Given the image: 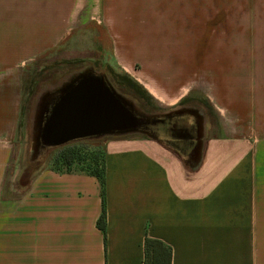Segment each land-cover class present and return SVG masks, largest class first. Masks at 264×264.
I'll return each mask as SVG.
<instances>
[{
    "label": "crops",
    "instance_id": "0c3cea01",
    "mask_svg": "<svg viewBox=\"0 0 264 264\" xmlns=\"http://www.w3.org/2000/svg\"><path fill=\"white\" fill-rule=\"evenodd\" d=\"M84 34L162 112L203 119L195 159L105 140L106 239L95 177L50 170L54 150L16 168L26 67ZM197 92L214 121L180 105ZM146 237L172 264H264V0H0V264H144Z\"/></svg>",
    "mask_w": 264,
    "mask_h": 264
},
{
    "label": "water",
    "instance_id": "95a60500",
    "mask_svg": "<svg viewBox=\"0 0 264 264\" xmlns=\"http://www.w3.org/2000/svg\"><path fill=\"white\" fill-rule=\"evenodd\" d=\"M202 131L203 119L195 110L143 113L105 74L87 69L40 97L32 121V157L75 142L140 134L195 159Z\"/></svg>",
    "mask_w": 264,
    "mask_h": 264
},
{
    "label": "trees",
    "instance_id": "16d2710c",
    "mask_svg": "<svg viewBox=\"0 0 264 264\" xmlns=\"http://www.w3.org/2000/svg\"><path fill=\"white\" fill-rule=\"evenodd\" d=\"M107 76L110 77L112 85L122 95L134 100L135 106L146 114L160 113L154 99L138 82L126 73H117L110 66L107 67ZM24 88L27 90L25 84ZM34 90L30 97L34 96ZM27 98L23 105L22 116L25 117V127L28 128L30 114L33 109L31 99ZM133 101V102H134ZM193 102L201 104L207 110L208 117L214 119L215 113L205 99L188 97L181 102V106L190 105ZM145 137L140 134H131L129 136H106L100 139L75 142L54 150L47 158V166L50 170L58 174H84L95 177L100 185V194L102 200V212L97 220V228L104 234L107 233V211H106V139L113 137ZM39 164L38 162L32 163ZM29 170V168H27ZM26 170V171H27ZM28 172V171H27ZM26 172V176H31ZM144 264H172V249L164 242L146 237L144 241Z\"/></svg>",
    "mask_w": 264,
    "mask_h": 264
},
{
    "label": "rangeland",
    "instance_id": "374dc122",
    "mask_svg": "<svg viewBox=\"0 0 264 264\" xmlns=\"http://www.w3.org/2000/svg\"><path fill=\"white\" fill-rule=\"evenodd\" d=\"M88 37L89 35L87 34L84 36L82 44L77 45V50L75 49L76 51L74 50L73 46L66 44L54 50L52 53L37 59L26 67L24 84L28 89L26 90L23 88V105L25 100L30 97V93L33 90L35 93L33 97H30V99L32 98L30 104H33L34 107L30 114V121L27 124L28 128L25 127V117L22 116V131L25 132V135L20 146L18 160L16 161V168L20 171L21 175L26 174L27 171L29 175H32L44 166L43 164H35L33 167H29V164L32 160V121L36 105L40 97L46 92L53 91L54 89L60 87L74 75L87 69H92L97 73H103L107 76V67H109L107 65V60L105 57L99 56L96 53L95 46H93V44L91 45ZM115 72L121 73L119 71ZM107 78L111 82L110 77L107 76ZM195 97L197 99L204 98L199 92L195 94ZM134 103L136 102L134 101ZM156 106L158 107L157 104ZM158 109L159 112H162L159 107ZM208 118L214 121L212 117ZM129 135L131 134H128L127 136ZM27 167L29 170L26 169Z\"/></svg>",
    "mask_w": 264,
    "mask_h": 264
}]
</instances>
